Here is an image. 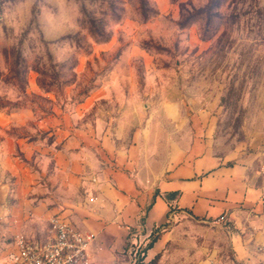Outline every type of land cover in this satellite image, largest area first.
I'll use <instances>...</instances> for the list:
<instances>
[{"label":"rangeland","instance_id":"obj_1","mask_svg":"<svg viewBox=\"0 0 264 264\" xmlns=\"http://www.w3.org/2000/svg\"><path fill=\"white\" fill-rule=\"evenodd\" d=\"M196 112L213 153L264 182V0H0V264L15 233L47 235L60 218H37L45 192L29 189L54 176L55 140L108 127L158 171L167 118ZM222 222L174 230L168 262L228 259Z\"/></svg>","mask_w":264,"mask_h":264},{"label":"crops","instance_id":"obj_2","mask_svg":"<svg viewBox=\"0 0 264 264\" xmlns=\"http://www.w3.org/2000/svg\"><path fill=\"white\" fill-rule=\"evenodd\" d=\"M167 120L169 130L158 133V150L166 153L158 171L139 168L140 144L134 137L117 142L119 132L108 127L78 129L62 143L55 140L54 176L29 188L45 192L32 208L35 216H59L93 233L92 264H170L174 230L193 222L218 225L222 218L235 232L231 256L217 264H264L256 250L264 239V182L253 181L243 164H228L213 153L210 115ZM145 136L152 140L151 128L139 133ZM150 237L155 240L135 263L132 250Z\"/></svg>","mask_w":264,"mask_h":264},{"label":"built area","instance_id":"obj_3","mask_svg":"<svg viewBox=\"0 0 264 264\" xmlns=\"http://www.w3.org/2000/svg\"><path fill=\"white\" fill-rule=\"evenodd\" d=\"M50 224L48 234L39 238L15 233L2 264H92L93 233L79 231L63 218H51ZM256 250L264 256V239Z\"/></svg>","mask_w":264,"mask_h":264},{"label":"trees","instance_id":"obj_4","mask_svg":"<svg viewBox=\"0 0 264 264\" xmlns=\"http://www.w3.org/2000/svg\"><path fill=\"white\" fill-rule=\"evenodd\" d=\"M155 240V237H151V239H150V241H149V243L145 246V248L144 249H147V248H149L150 246H151V244H152V242Z\"/></svg>","mask_w":264,"mask_h":264}]
</instances>
